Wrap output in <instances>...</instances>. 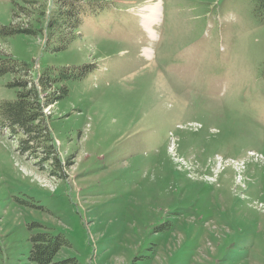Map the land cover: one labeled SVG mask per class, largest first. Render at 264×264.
Instances as JSON below:
<instances>
[{"label": "rangeland", "instance_id": "1", "mask_svg": "<svg viewBox=\"0 0 264 264\" xmlns=\"http://www.w3.org/2000/svg\"><path fill=\"white\" fill-rule=\"evenodd\" d=\"M261 1L50 0L74 15L65 49L41 20L0 43L33 78L69 75L44 110L60 178L0 128V264H32L44 232L61 264H264ZM10 13L0 0V28Z\"/></svg>", "mask_w": 264, "mask_h": 264}, {"label": "trees", "instance_id": "2", "mask_svg": "<svg viewBox=\"0 0 264 264\" xmlns=\"http://www.w3.org/2000/svg\"><path fill=\"white\" fill-rule=\"evenodd\" d=\"M11 4L10 22L0 28V43L15 35L32 36L36 33L37 26L43 24L45 41L62 44L57 49H65L72 39L73 28L69 26V20L74 16L67 8H63L57 2L55 14H51L48 8L50 0H9ZM264 7V1L260 2ZM53 6V5H52ZM52 8V7H51ZM74 12V11H73ZM36 16V21L33 17ZM38 20H41L38 23ZM48 41V40H47ZM83 67L82 70H85ZM68 71L63 70L59 76L48 72L31 76L28 65L13 61L5 53H0V76L10 74L11 88H17L16 98L13 101H0V128L7 132L8 138L15 142L17 139V151L38 165L50 168L49 176L61 175L58 172V159L52 134L48 127L49 115L44 110L60 100L66 93L64 87L57 86L62 80L69 77ZM29 248L27 260L32 264H61L56 262L55 256L67 242L59 236L48 233H37L28 238ZM0 240V251H1Z\"/></svg>", "mask_w": 264, "mask_h": 264}, {"label": "bare ground", "instance_id": "3", "mask_svg": "<svg viewBox=\"0 0 264 264\" xmlns=\"http://www.w3.org/2000/svg\"><path fill=\"white\" fill-rule=\"evenodd\" d=\"M145 10L148 13L145 16L146 26L149 28V30L152 29L150 31V35L153 36V29L155 28L160 19V6L158 5V3H153L151 5L146 6ZM145 54L147 56L150 55L149 51L147 50L145 51Z\"/></svg>", "mask_w": 264, "mask_h": 264}]
</instances>
